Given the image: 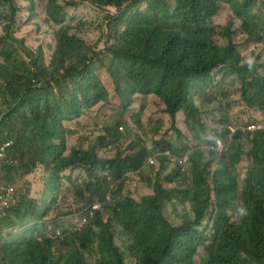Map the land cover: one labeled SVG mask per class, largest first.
I'll use <instances>...</instances> for the list:
<instances>
[{
    "label": "trees",
    "instance_id": "16d2710c",
    "mask_svg": "<svg viewBox=\"0 0 264 264\" xmlns=\"http://www.w3.org/2000/svg\"><path fill=\"white\" fill-rule=\"evenodd\" d=\"M88 1L116 9L109 18L110 40L105 48L95 51L80 37L79 27L65 23L64 6L58 0H48V21L58 29L56 46L46 64L43 47L32 50L10 34L19 12L15 0H0V4L9 5L8 23L0 38V145L11 141L10 154L17 162L1 169L8 182L22 180L39 167L77 166L88 170L93 161L101 162L103 171H137L155 150H172V144L162 137L151 147L134 136L125 118L134 95L162 98L167 104L164 113L172 120L178 111L195 117L184 106L199 81L223 73L224 78L234 76L246 85L251 77L245 68H238L242 56L233 39L236 28L231 30L232 24L211 26L223 0ZM229 2L236 19L242 22L238 36L247 37L251 44L257 42L261 33L257 30L255 0ZM220 38L227 43L220 44ZM256 61L255 100L248 107L264 114V67ZM247 89L244 87L245 92ZM126 100L114 122L100 125L101 135L95 137V146L114 147L135 137L128 145L131 154L119 151L114 157L101 159L92 148L74 150L69 157L60 158L64 143L56 145L54 141L63 137L59 125L63 115L101 103L121 105ZM141 113L130 118L137 126ZM120 127L126 131L121 132ZM245 135L249 146L241 142L240 134L237 146L224 153L218 163L224 169H237L238 156L248 149L250 197L240 198L234 209L238 212L244 208L246 214L240 212L233 222L227 213V193L213 198L215 188L195 160L190 176L177 172L178 179L190 182L186 189L178 190L177 198L191 199L195 220L173 226L163 218L161 209L153 215L124 204L118 220L126 231L124 235L131 238V244L125 247L116 244L110 231L94 229L39 242L44 235L43 210L27 188L19 203L0 218V264H125L128 255L138 264H264V129ZM91 186L99 201H104L107 193L101 192L99 182ZM117 203L125 201L120 198ZM211 207L212 227L208 223L203 230L196 228L202 226ZM209 230L210 237L206 234ZM232 231L235 233L230 236ZM219 233L224 237H217ZM97 237L101 242L88 245ZM63 246L72 249L67 253Z\"/></svg>",
    "mask_w": 264,
    "mask_h": 264
},
{
    "label": "clouds",
    "instance_id": "9594fccd",
    "mask_svg": "<svg viewBox=\"0 0 264 264\" xmlns=\"http://www.w3.org/2000/svg\"><path fill=\"white\" fill-rule=\"evenodd\" d=\"M47 3L48 0L45 5V12ZM58 3L62 5L59 0ZM225 6H227L233 13L232 9L229 7V0H223L221 2L219 12ZM214 18L211 21V26H213L212 22ZM234 19L239 22V26L236 28L237 33L233 38L239 50L241 48L255 46V43L251 44L247 41V37L243 39L238 36L239 33H241L240 27L242 22L236 19L235 15ZM229 24H232L231 30H234V20L230 21L227 25ZM54 27L58 29L57 26L54 25ZM108 40H110L109 28H107V41ZM218 42L220 44H226L227 40L220 38ZM240 53L242 56V61H239L238 68H245L251 75L246 85H243L242 81L238 79L241 84V88L239 89L240 98L248 107V103L255 100V59L248 58L247 56L243 55L241 50ZM221 74L222 75L219 74L217 77H212L211 79L207 78L205 80L199 81L190 96H187V102L184 108H186L190 113L194 114L195 117L187 116L184 111H178L174 113L175 120L176 117H186L187 125L191 128L192 139L197 142L193 146H189L186 143H182L181 146H179L176 142L166 138L172 144V150H155L153 154L146 160L145 165L137 171H127L125 174H121L119 172L113 173L110 171H103L101 170L103 164L98 161H93V164L88 166V170L77 166L63 168L59 165H54L47 169L44 168L43 176L45 183L43 186H40L39 193L37 194V192L34 191L36 185L32 182L31 178H28L31 173L24 179H18L14 183L8 182L4 179L5 171H2L1 169L6 167V165H15L17 162L13 159V157H11L10 154L12 142L7 141L3 143L0 145V218L3 217L8 210L19 203L24 189L28 188L30 197L34 199L43 210L42 215L44 219L42 222H44L45 227L41 229V233L44 235L40 236L39 242H42L44 238L64 239L66 236L72 233H89L91 232L90 229H94L110 231L114 234L115 242L117 235L126 237L129 239V244H131V238L124 235L126 231L118 220L122 218L121 212L122 205L124 204H131L132 206L139 207L140 209L145 210L153 215H155L156 210L161 209L166 204H170L173 207V210H175L179 205L188 204L190 213L183 214L180 224H173L170 222L164 216L162 209L161 214L163 218L173 226H179L183 223H192L195 220L191 199L188 197L177 198L178 190L186 189L188 185H190V182H185L182 179H178L177 172L183 176H190L192 170V160L200 163L207 172L209 179L208 181L211 187L215 188L213 192L214 199L216 196L220 198L227 193L226 199L230 205V207L227 209V213L232 216V222L234 221L233 218L237 219V217H240V212L242 215L246 214V209L241 208L238 210V212H236L237 209H234V207L239 205V200L244 195L250 197L249 184L252 180V175L248 170L251 163V159L246 155L248 149H244L245 153L241 155L240 158L238 156L237 169H224L219 167L218 163L219 158H221L224 153L237 146L236 138L240 134L244 136L246 132H255L256 123L253 122L247 126H242L240 122L231 121L227 118L224 119L222 127H211L210 131L208 132V128L204 121H207L206 117L210 114L211 106L214 103V90L218 87L226 86L224 84V75L223 73ZM244 87H248L246 92L244 91ZM138 96L149 97L155 95L143 96L136 94L132 97L131 106ZM155 97L158 98L157 96ZM126 103H128V100L123 102L121 105L101 103L94 107L87 108L83 112L75 111L70 115H63L59 120V125L63 129V137L62 139L54 141L56 145L64 143V150L60 158L69 157L74 150L90 151L92 148L99 158H111L103 157L99 154V151H96L97 149H106L110 147L95 146V139L93 145L89 149L85 150L81 148H73L70 153H67L68 145L66 144V136L76 135L82 132H85L86 135H89L91 133L90 128L92 127L93 119L99 112L106 114L109 111L114 113L116 117V114L121 111V108ZM166 108L164 110H166ZM241 109L243 113L240 114V116H244L248 110H246L244 107H241ZM249 109L253 110L255 113V108ZM114 120L112 122H114ZM170 121L173 120L170 118ZM112 122L107 124H111ZM139 127H141L142 131H144L142 122L140 123ZM119 129L122 132L124 128L120 127ZM171 130L176 131L181 137L184 136L176 126H173V124L171 125ZM171 130L167 129L162 123L156 124L154 135L151 137V139L160 140L162 137H166L168 134H170ZM97 135H101V132L99 133L98 131L96 133V136ZM144 135L146 137L149 136L145 131ZM241 142H245L246 146H249L246 139H244V141L241 139ZM243 156H245L246 160L249 162L247 167L242 162ZM147 169H149L150 173L153 174L154 179V184L153 186H150V190L139 188L140 191H143V195L139 196L138 194L133 193L136 191L135 186L129 187V189L126 188V184L131 183V180L129 179L130 176L138 180L139 187L141 185H150L152 182L150 177L145 180L146 183L142 180V175L147 174ZM77 170L84 171L88 176L87 180H90V182L82 179L81 177L78 178L79 181L73 180L74 172ZM88 171L92 172L93 174L90 175ZM156 173L158 176H156ZM164 173L167 174L164 179H162ZM230 179H232V181ZM66 180L73 183L74 187L69 191L63 189L58 190V187L63 185ZM98 182L101 192L107 193L105 200L102 202L99 201L96 190L91 186V184L96 185ZM163 182L170 184V186H164ZM169 194H171V197H168ZM36 195H39V198H34ZM120 198H122L125 203L118 204L117 201ZM59 200H62V207L64 208V213L62 214L54 213V204L59 203ZM85 202L86 206L83 207ZM75 210H79V212L77 213ZM212 211L213 207L209 209L208 214L203 220L202 226H198L196 228L203 230L208 223L210 225L209 228L212 227L213 222L209 221ZM234 233L235 231H232L229 235L231 236ZM206 234L208 237H210V230ZM217 237L224 236L219 233ZM99 242L101 241L97 237L96 239L90 240L88 245H97ZM61 249L69 253L72 247L63 246ZM61 264L69 263L64 261Z\"/></svg>",
    "mask_w": 264,
    "mask_h": 264
},
{
    "label": "rangeland",
    "instance_id": "374dc122",
    "mask_svg": "<svg viewBox=\"0 0 264 264\" xmlns=\"http://www.w3.org/2000/svg\"><path fill=\"white\" fill-rule=\"evenodd\" d=\"M62 5L65 6L66 11V24L73 25L80 28V37L83 38L87 43L95 47V51H100L105 48L107 42V28H109V18L116 12L113 8H103L91 4L86 0H59ZM47 0H15L19 12L17 15L16 22L10 26V34L18 41H23L25 47L32 50L37 49L39 46L43 47L45 52V62L49 64L52 52L56 46V31L57 28L54 24L48 21L47 13L45 12V5ZM70 3V4H68ZM255 16L259 21L258 32L261 33V38L255 42V46L248 48H241L243 55L248 58H254L255 61L263 65L264 67V0H255ZM145 6V5H144ZM143 6V7H144ZM8 8L9 5L0 4V38L4 36V27L8 23ZM33 8V11L31 10ZM234 20L235 28L239 26V22L234 19L233 13L230 9L225 6L218 15L214 18L213 26H225L230 21ZM14 45H20L19 42L13 41ZM246 61V60H245ZM262 67V68H263ZM264 69V68H263ZM222 75V74H220ZM225 87H218L214 90V103L211 106L210 114L206 117L207 121H204L208 128V132L211 127H222L224 119H230L231 121L240 122L242 126H247L255 122L261 128L264 129V114L254 113L253 110L249 109L240 98L241 84L235 77L224 78ZM202 90V89H200ZM167 104L162 99H158L155 96L140 97L138 96L132 106L128 108L125 114V118L128 121V127L132 129V132L139 137V139L151 146L155 140L151 139L154 135L156 124L162 123L167 129L171 130V125L176 126L183 137L179 136L176 131L171 130V133L166 136L167 139L172 140L181 146L182 143H186L189 146H193L197 141L192 139L191 128L188 127L186 117H180L176 120L170 121L169 116L164 114V109ZM241 107L248 110L244 116H240L243 113ZM141 113V122L144 126V131L149 135L146 137L142 128L133 123L130 119L134 113ZM205 118V117H203ZM115 119V114L107 112L106 114L99 112L93 119L92 127L90 128V134L86 135L85 132L76 135H67L66 144L67 153H70L73 148L89 149L94 142L96 133L101 129V124H107ZM234 128V127H233ZM124 127L122 132H125ZM254 131V130H253ZM249 132H246V134ZM133 137L132 139H134ZM246 138V135L242 137V140ZM131 139V140H132ZM130 140H123L116 147H110L106 149H97L99 154L103 157H114L119 151H124L125 154H131L128 149ZM152 147V146H151ZM243 164L247 167L249 162L243 156ZM148 168V167H147ZM164 173L162 179L166 176ZM44 168L40 167L30 174L28 178L32 179V182L36 185L34 191L39 193L40 186L45 183L44 180ZM73 180L79 181V177L90 182L87 174L84 171L77 170L74 172ZM151 178L152 182L150 185H141L139 187L138 180L129 177L131 180L130 184H126V188L136 187V191L133 193L139 196L143 195V191L139 188L150 190V186H153L154 179L153 174L147 169V174L142 175V180L145 182L147 178ZM146 183V182H145ZM164 186L169 187L170 184L163 182ZM74 187V184L66 180L63 185L58 187V190L63 189L69 191ZM34 198H39L36 195ZM86 206V202L83 207ZM72 209V208H71ZM70 209V210H71ZM164 216L173 224H180L182 216L185 213H190L189 205H179L173 210L170 204L164 205L162 208ZM77 213L79 210H75ZM54 213H64L62 207V200L59 203L54 204ZM17 232H22L18 230ZM116 244L120 247H125L129 244V239L120 235L116 236ZM126 264H138L135 258H131L129 255L125 259Z\"/></svg>",
    "mask_w": 264,
    "mask_h": 264
},
{
    "label": "built area",
    "instance_id": "2783aa9c",
    "mask_svg": "<svg viewBox=\"0 0 264 264\" xmlns=\"http://www.w3.org/2000/svg\"><path fill=\"white\" fill-rule=\"evenodd\" d=\"M260 129H261V127L259 125L255 124V131L260 130Z\"/></svg>",
    "mask_w": 264,
    "mask_h": 264
}]
</instances>
